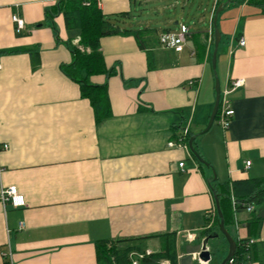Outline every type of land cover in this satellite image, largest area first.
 I'll return each instance as SVG.
<instances>
[{
    "label": "crops",
    "instance_id": "crops-1",
    "mask_svg": "<svg viewBox=\"0 0 264 264\" xmlns=\"http://www.w3.org/2000/svg\"><path fill=\"white\" fill-rule=\"evenodd\" d=\"M61 1L0 0V189L16 187L25 201L18 208L0 202V264H98L100 241L134 239L123 246L149 254L165 250L167 234L176 236L177 264H221L228 254L222 237L209 243L210 262L199 259L205 233L217 231L213 172L217 189L264 178V0H235L217 16L221 94L231 82L244 84L229 94L230 128L216 119L194 142L210 168L187 148L169 144L186 128L201 134L215 105L207 36L215 0L198 5L203 49L190 38L200 26L174 21L172 0H94L105 15L136 16L152 6L165 14L163 29L184 24L191 33L181 53L148 36L154 69L134 37L101 39L106 67L114 71L90 79L108 88L111 116L102 122L63 72L73 61L68 44L78 45L80 35L66 29ZM182 1L187 5L177 0V7ZM13 16L25 21L20 34ZM27 50L39 52L38 64ZM250 220L246 210L234 213L235 241L255 240L246 227ZM257 242L262 248L248 264H264V223Z\"/></svg>",
    "mask_w": 264,
    "mask_h": 264
},
{
    "label": "trees",
    "instance_id": "trees-1",
    "mask_svg": "<svg viewBox=\"0 0 264 264\" xmlns=\"http://www.w3.org/2000/svg\"><path fill=\"white\" fill-rule=\"evenodd\" d=\"M169 6L173 7L172 14L176 12L177 0H172ZM187 5L182 1V9L190 8L193 4ZM235 0H232L233 3ZM246 1V0H245ZM250 1V0H249ZM89 2V0H87ZM227 0H219L217 8L226 3ZM84 0H62L59 3V11L64 18L65 27L67 30L79 31L80 40L78 45L74 46L71 41L70 45L73 61L69 65L62 67L63 72L71 80L78 83L80 86L81 96L90 101L97 122L111 116V106L108 96V88L106 85H93L90 79L94 76L106 75L111 76L114 71L107 69L105 59L101 50V39L111 36H132L138 43L139 48L147 54L149 69L155 68L154 56L150 50V35H155V40L159 43V35L161 33L172 32V27H165L159 34V29L144 26L142 29L126 26L128 19L134 17L132 12L121 13L114 15H105L98 8L97 3L91 0L88 5L84 4ZM230 3V4H231ZM264 8V2L259 4ZM145 9V8H143ZM141 9V10H143ZM217 10V9H216ZM204 15L197 17L194 26H200L195 34L190 38L195 40L198 47H206V35L204 34V23L202 20ZM196 29V28H195ZM205 39L201 42V39ZM214 49V41H213ZM15 51H4L2 53L9 54ZM35 64L39 63V52L36 50H27ZM218 119V118H216ZM193 137L188 133L187 141ZM214 185L211 186L213 194L215 193L220 204V209L223 215L225 228H229L234 222V213L246 210L252 206L253 211L251 220L247 222L246 227L250 236L254 237V241L250 244L244 240H236V252L233 256V264H248L251 256L255 252H260L262 243L257 242L260 237L261 227L264 223V178H251L246 180L233 181L231 183L221 184L217 189ZM236 200V207L233 208L231 203V195ZM219 219L216 215L215 226L218 230ZM212 232L207 231L205 234L209 236ZM222 237V236H221ZM167 244L163 251L149 253L137 247L123 246L126 243L135 241L130 240H115V241H100L96 244V254L98 264H131L132 256L136 253L138 256V264H161L163 261H169L170 264H177L176 253V236L175 234L165 235ZM223 238V237H222ZM264 260V259H263Z\"/></svg>",
    "mask_w": 264,
    "mask_h": 264
},
{
    "label": "built area",
    "instance_id": "built-area-1",
    "mask_svg": "<svg viewBox=\"0 0 264 264\" xmlns=\"http://www.w3.org/2000/svg\"><path fill=\"white\" fill-rule=\"evenodd\" d=\"M85 5H88L87 0H84ZM219 0H215V4L212 10V18L215 15L214 13L216 12L217 6H218ZM12 21L15 24V33L20 34L24 28H25V21L18 16H13ZM191 36L189 28L181 24L178 28L177 31H172L168 33H161L159 35V43L162 47L172 50L175 53H181L184 50V46L187 43L189 37ZM207 36H208V41L209 43H213L214 41V29H213V20L211 19L210 27L207 30ZM238 45L241 47L245 46V40L243 38H240L238 41ZM244 84L243 80H236L234 82H231L228 86V88L221 94L220 97V105H219V110H218V115L216 118L219 126L223 130H228L232 124L233 118L235 116V111L232 107L231 101L229 99V94L231 91L240 88ZM189 130L188 128L184 129L182 137L177 141V143H170L169 147H174V146H181L184 148H187L188 146V137ZM4 149H7V146H4ZM184 164H180V167H183ZM246 166H250V163L248 162ZM0 202L3 204L4 207L7 205H12L15 208L22 207L25 205V201L23 196H21L16 187H10L8 189L1 188L0 189ZM232 204L233 207H236V200L235 198L232 199ZM247 212H252L253 207L249 206L246 208ZM253 240L249 239L246 241V243L250 244L252 243ZM4 257H10L11 259V254H4ZM12 264V263H10ZM131 264H138L137 259H132ZM228 264H233V259H231Z\"/></svg>",
    "mask_w": 264,
    "mask_h": 264
},
{
    "label": "water",
    "instance_id": "water-1",
    "mask_svg": "<svg viewBox=\"0 0 264 264\" xmlns=\"http://www.w3.org/2000/svg\"><path fill=\"white\" fill-rule=\"evenodd\" d=\"M232 2V0H227L226 3L220 5L216 12H215V16L213 19V29H214V52H213V58H212V67L215 73V91H216V101H215V105L212 111V114L210 116L209 122L207 127L205 128V130L199 134V135H195L193 136L189 142H188V146L187 149L193 154V156L197 159V161L203 165L206 168H210L209 164L207 162H205L203 160V158L200 156V154L196 151V149L194 148V142L196 140V138L200 135H203L205 133H207L212 126L214 125V122L216 120V117L218 115V110H219V105H220V97H221V89H220V83H219V79L217 77V73H216V59H217V53H218V49L221 43V34L217 28V16L223 11V9L229 5ZM213 182H216L217 178H216V174L215 172H213ZM214 200H215V210H216V214L218 216L219 219V224H218V230L215 232H212L209 236H207V238L203 241V245H202V251L199 255V259L201 262L203 263H208L211 261L213 254L210 250V246L209 243L210 241H214V240H218L221 236L224 238V240L226 241V243L228 244V254L226 256V258L222 261L221 264H228V262L233 258V256L235 255L236 252V242L234 240V238L231 236V234L228 232V230L225 228V223H224V219H223V215L220 209V204H219V200L216 196V194L214 193Z\"/></svg>",
    "mask_w": 264,
    "mask_h": 264
},
{
    "label": "rangeland",
    "instance_id": "rangeland-1",
    "mask_svg": "<svg viewBox=\"0 0 264 264\" xmlns=\"http://www.w3.org/2000/svg\"><path fill=\"white\" fill-rule=\"evenodd\" d=\"M204 4V7L209 4L210 0H198L197 5L192 7H188L182 9L181 6L178 7L176 12L173 14L174 21H178L179 23H184L190 26L192 29H195L194 23L197 19V15H199L202 10L198 8L200 2ZM196 2V1H195ZM204 11V10H203ZM157 10L152 9L151 7H147L143 10H140L138 14L128 20L129 27L133 28H143L144 26H149L152 28H157L159 31L163 29V19L165 18V14H156ZM136 13V12H135ZM132 24V26H130ZM234 228L232 226L229 228L231 234H233Z\"/></svg>",
    "mask_w": 264,
    "mask_h": 264
}]
</instances>
